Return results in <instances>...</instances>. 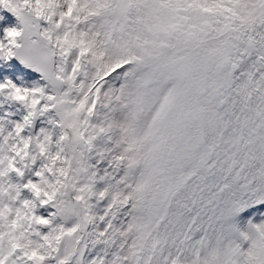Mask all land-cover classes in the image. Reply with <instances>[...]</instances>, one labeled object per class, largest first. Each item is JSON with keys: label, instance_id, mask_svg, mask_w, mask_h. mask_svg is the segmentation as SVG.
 <instances>
[{"label": "snow or ice", "instance_id": "obj_1", "mask_svg": "<svg viewBox=\"0 0 264 264\" xmlns=\"http://www.w3.org/2000/svg\"><path fill=\"white\" fill-rule=\"evenodd\" d=\"M0 264H264V0H0Z\"/></svg>", "mask_w": 264, "mask_h": 264}]
</instances>
